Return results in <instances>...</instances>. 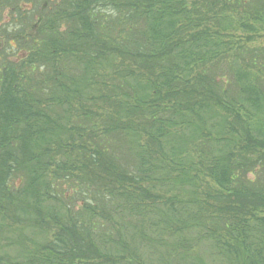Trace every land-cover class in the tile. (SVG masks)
Returning <instances> with one entry per match:
<instances>
[{"label": "trees", "instance_id": "1", "mask_svg": "<svg viewBox=\"0 0 264 264\" xmlns=\"http://www.w3.org/2000/svg\"><path fill=\"white\" fill-rule=\"evenodd\" d=\"M27 6L0 55V248L22 249L0 264H131L147 229L264 264V0Z\"/></svg>", "mask_w": 264, "mask_h": 264}, {"label": "rangeland", "instance_id": "2", "mask_svg": "<svg viewBox=\"0 0 264 264\" xmlns=\"http://www.w3.org/2000/svg\"><path fill=\"white\" fill-rule=\"evenodd\" d=\"M10 3L21 6L23 12L22 22L18 17L19 15L17 12L16 15H11ZM27 9V0H0V55L2 52H6L7 59H11V56H9L11 51H9L8 44L6 43L9 35H7L8 31L5 30H10L16 26L18 27L19 23H21L20 27L22 30L26 31L27 25L36 17V12L31 11L32 17H30L27 21V16L25 14ZM252 45L264 46V34L257 38ZM20 55H24V53L21 52ZM6 230H8V228ZM17 230L18 229H15L13 232H16L15 234L21 233V229L20 231L18 230L19 232H17ZM13 232L7 234V236H12ZM22 232L24 236H29L28 231ZM146 233L149 241H152L151 243H147L151 244L150 248L141 246V244L138 247V250H136L135 258L127 256L126 262H130L131 264H193V260L197 261L199 264H226L224 259L219 258L216 254H213L208 244L198 241V237H196L194 233H190V231L186 233V236L191 238L186 241L189 250L187 253L189 254L188 256H193V258L190 257V259L183 261L180 259L178 252H175L171 247L176 240L175 238H172L168 233H165V231L160 233V231L156 229H147ZM28 249H31L30 252L34 251L33 246H28ZM21 251L22 249H18L16 247H2L0 248V256H4L3 259L5 260L11 258L16 260V258L19 259V257H21V255H18ZM30 257L36 258V256H29V258ZM20 259L22 261H26L27 257ZM24 263L26 264V262Z\"/></svg>", "mask_w": 264, "mask_h": 264}]
</instances>
